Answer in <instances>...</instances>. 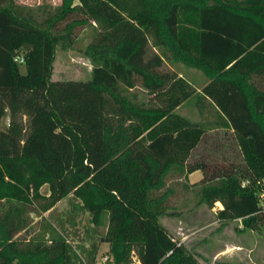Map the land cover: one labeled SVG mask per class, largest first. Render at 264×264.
Masks as SVG:
<instances>
[{
  "label": "trees",
  "instance_id": "16d2710c",
  "mask_svg": "<svg viewBox=\"0 0 264 264\" xmlns=\"http://www.w3.org/2000/svg\"><path fill=\"white\" fill-rule=\"evenodd\" d=\"M15 1L0 0V264H93L101 242L105 264H202L158 221L168 174L196 169L197 203L218 201L216 219L264 240V0H60L40 20ZM85 27L90 77L51 80L55 47ZM167 62L205 77L199 120L173 111L195 89ZM136 87L148 103L125 93ZM213 128L240 163L191 157ZM69 194L104 225L82 256L57 233L17 236L22 206L45 212Z\"/></svg>",
  "mask_w": 264,
  "mask_h": 264
},
{
  "label": "rangeland",
  "instance_id": "374dc122",
  "mask_svg": "<svg viewBox=\"0 0 264 264\" xmlns=\"http://www.w3.org/2000/svg\"><path fill=\"white\" fill-rule=\"evenodd\" d=\"M15 2L23 6L31 7L36 19L40 20L43 18L44 12L58 5L60 0H16ZM92 35V28L85 27L76 31L75 40L70 48L64 49L59 45L55 47L50 75L51 80H86L90 77L91 63L81 54V50L91 39ZM152 51V47L148 45L146 48V55H149ZM18 69L20 73L25 72L22 64H18ZM162 69L173 70L178 75L185 78L192 87L198 90L206 80L200 71L185 66L180 62H167L163 64ZM125 93L127 95L133 94L135 100L144 103H148L150 99V96L139 87L125 91ZM197 102V94L194 93L187 98L181 106H177L173 111L192 121H197L199 120L198 109L202 107H199ZM202 102L207 104L206 101ZM205 116L208 117L210 114H205ZM6 119V115L0 119V128L5 129ZM179 176L180 179H177L176 177L178 176L174 173H169L167 176L166 184L172 187L174 192L168 199V212L159 217L158 221L178 241L183 237L182 239L185 241L183 245L189 249L197 248L203 251V246H199L200 242H195L198 239L197 237L203 235L204 238H207L209 241L206 251H212V246L218 243V237L209 239L208 235H210V228L202 227L203 230H201L199 226L201 224L205 225L206 223H208V225L212 224L215 214L207 210V207L203 206L204 204L198 205V196L196 195L197 188H195L196 184L193 183V188L191 189H184L181 184L187 180L181 178L182 175ZM262 183L264 185V178L262 179ZM39 191L42 194H46L47 186L42 185ZM260 197L261 203L263 204L264 189ZM4 207L5 203L0 202V211H2ZM21 217L25 223L24 228L17 233V236L21 239L37 237L47 240L50 235L57 233L67 241L71 251L75 253V255L80 256H82L83 252L90 249V243L97 241L99 235L104 231V225L99 228L93 227L88 212L84 210L78 200L70 194L60 199L52 208L45 212L37 211L34 205L22 206ZM233 228L234 223L231 222L228 225V229L234 232ZM229 234H231V232H229ZM220 239L222 238L220 237ZM229 239L232 240V238ZM106 251L107 244L104 242L99 243L94 253L93 264L102 261V258L107 256ZM232 256H234V259L231 255L221 257H217L216 255H200L199 257V255H197L202 264H243L241 260L238 263V255ZM242 258L243 257L240 259Z\"/></svg>",
  "mask_w": 264,
  "mask_h": 264
},
{
  "label": "crops",
  "instance_id": "0c3cea01",
  "mask_svg": "<svg viewBox=\"0 0 264 264\" xmlns=\"http://www.w3.org/2000/svg\"><path fill=\"white\" fill-rule=\"evenodd\" d=\"M259 82H260V85L264 87V78L260 79ZM196 92H198V89H195L194 93ZM181 104L179 106H181ZM219 131L220 130H218L217 128L207 130L206 133L208 134V136H210L211 140L209 139V142L205 144L200 143L196 147V149L193 151L191 157L193 158L196 156H203L204 158H206V160L212 161V162H233V163L239 162L240 163L241 161L239 160V156H237V152H236L237 150L236 145L232 141H225L221 137V132L218 133ZM176 178L180 179V176ZM181 178H184L185 180H187L183 184H181V186L184 189H188V188L191 189L193 188L192 184L193 183L197 184V182L200 180L201 171L198 169L193 170L192 172L182 175ZM261 185L263 186V189H264V185L262 181H261ZM195 188H197V186ZM260 195H262V192ZM203 206L207 207V210L213 212L214 214L218 209L221 208V204L218 201H215L213 205L210 207L206 205H203ZM213 219L214 221L212 222V224L210 225H208V223H206L205 225L201 224L199 227H201V230H203L202 227L210 228L209 229L210 235H208V238L210 239L212 237L213 238L218 237L217 239L218 243L213 245L214 247L212 246V251L208 252L206 251V249H208L207 245L209 244V241L207 240V238H204L203 235L200 237H197L198 239L195 242H200L199 246L202 245L204 249L202 251L197 248H190V250L196 256L199 255L200 257V255L201 256L202 255H213V256L216 255L217 257H221V256L231 255V257L233 258L234 256L232 255H238L239 256L237 260L238 263L241 260L243 264H264V240L258 233L252 230L242 229L240 219H236V220H233L227 223H222L221 221L216 219L215 215ZM231 222L234 223V228H233L234 232L228 229V225ZM229 232H231L232 237H231V234H229ZM183 236H186V235H183ZM220 237L222 239H220ZM182 238L179 240V243L184 244L185 241ZM229 238H232V240ZM241 257H243L242 258L243 260L240 259Z\"/></svg>",
  "mask_w": 264,
  "mask_h": 264
},
{
  "label": "built area",
  "instance_id": "2783aa9c",
  "mask_svg": "<svg viewBox=\"0 0 264 264\" xmlns=\"http://www.w3.org/2000/svg\"><path fill=\"white\" fill-rule=\"evenodd\" d=\"M14 60H16L18 62H21L22 61L21 57H15ZM106 260H107V256L103 257L102 258V261H98V262H96L94 264H105Z\"/></svg>",
  "mask_w": 264,
  "mask_h": 264
}]
</instances>
